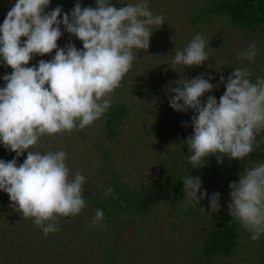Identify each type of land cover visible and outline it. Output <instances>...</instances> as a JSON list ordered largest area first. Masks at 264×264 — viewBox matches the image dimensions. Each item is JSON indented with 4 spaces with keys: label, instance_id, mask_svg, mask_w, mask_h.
<instances>
[{
    "label": "clouds",
    "instance_id": "clouds-1",
    "mask_svg": "<svg viewBox=\"0 0 264 264\" xmlns=\"http://www.w3.org/2000/svg\"><path fill=\"white\" fill-rule=\"evenodd\" d=\"M50 2L16 0L0 26V58L13 70L3 77L6 85L0 88V144L17 157L27 151L19 166L15 158L0 160V191L9 195L23 219L33 218L45 236L59 230L55 226L58 217L76 216L86 206L85 177L79 172L70 175L65 151L41 154L31 149L44 135L81 131L100 119L133 67L138 53L133 50H148L153 34L149 26L164 24L163 16H154L146 0L119 8L111 0H96L95 8L77 2L62 19L60 6L45 11ZM61 25L82 42V50L71 43L58 46ZM208 44L209 40L196 34L183 51L176 50L170 67L201 66L209 59ZM54 50L52 60L28 67L33 56ZM256 55L252 43L238 53V59L253 61ZM251 75L248 68H235L226 81L221 75L219 83L226 90L219 102L213 95L206 102L201 100L218 87L210 83L211 76L186 78L168 88L174 93L170 107L194 111L193 134L182 142L192 153L188 159L193 168L209 156H215L218 163H223L224 156L244 161L264 144V78L252 82ZM238 175V182L229 184V214L258 240L264 234V163L245 164ZM183 184V201L199 205L207 196L206 190L201 192L198 176L185 177ZM113 192L109 187L104 196ZM208 199L211 213H218L220 193ZM104 219L103 211L96 209L93 222Z\"/></svg>",
    "mask_w": 264,
    "mask_h": 264
},
{
    "label": "trees",
    "instance_id": "trees-1",
    "mask_svg": "<svg viewBox=\"0 0 264 264\" xmlns=\"http://www.w3.org/2000/svg\"><path fill=\"white\" fill-rule=\"evenodd\" d=\"M160 1L146 0L149 10L153 9L151 11L153 14L160 15L161 9H168L173 4H169L170 0ZM15 2L16 0H0V26ZM77 2L82 7L95 8L97 6L96 0H51L45 11L49 12L60 6L62 19L63 13H70ZM139 2L140 0H111L112 5L117 8ZM158 2L159 7L162 6L161 9H154ZM180 6L186 8L187 11V17H185L189 24L187 25L188 33L178 31V24L171 23L170 25L167 21H164V25H161L160 28L152 26V29L159 35L158 40L162 36L167 41L168 38L176 39V43H171L169 49L162 46L164 51L162 59L165 54H168L167 62L170 63L174 59L176 50L183 51L196 34L209 40L208 47L205 49L209 59L201 66L176 67L179 74L177 79L180 81L200 75H204L206 79L208 76L213 78L210 83L214 86L218 85V87L214 88L213 92L205 93L201 97L202 102H206L209 95L215 96L219 102V98L226 90L224 84L219 83L220 76L223 75L226 81L235 68L250 69L252 82H255L257 78H264V73L253 72L248 64H239L237 52L231 48L233 37H235L231 35L232 33L239 35V42L243 43L242 47L244 45L243 51L252 43H255L257 51L264 47V0H186ZM222 21L224 23H221ZM79 45L82 44L79 43ZM153 47L151 44L148 51L157 57L158 51ZM140 64V62L137 63V65ZM0 65L10 70L7 75L13 71L3 62L2 58H0ZM135 67L136 65L132 68V72ZM126 78H123L121 86L110 97L111 106L100 119L81 131L64 132L68 143L73 139L75 142L78 138L89 139L97 132H101L104 136H101V140L96 145L77 147H83L92 157L88 158L87 165L92 169V165L95 164V169L93 168L95 174L86 175L77 171L85 177L83 198L86 206L79 213L80 216L76 217L78 222L75 223L74 230V221L68 223L64 220L65 217H58V223L55 225L59 229L57 232L67 242L70 243L69 237H72L73 245L71 243L70 245L74 249V256L72 258L70 255L67 258L58 254L52 259V263L264 264V234H261L258 240H253L252 234L245 230L239 221L232 218L229 210L224 206L231 199L229 184L238 182V174L243 172L245 164L251 167L254 164L264 163V144L256 148L244 161L230 160L224 156L223 163H218L215 156H209L203 158L202 162L193 168L188 159L192 153L187 144L182 142L187 139L186 136L193 134L191 118L194 111L192 109H188L186 112L174 110L169 104L171 97H164L160 101L165 96L164 91L158 90L157 86L151 84L146 90L141 87L144 78L138 77L132 79V94L138 97L134 103L139 105L138 101L144 103L146 100L152 103V97L156 96L159 99L156 100L158 103H166L168 107L165 112L170 120L169 124L176 128L179 127L183 134L180 136L179 144L176 142L172 147L161 148L159 154H153V158L147 160L144 158L145 161L152 163L151 172L155 173L154 177L147 175L142 178L133 171V168L123 171L120 169L119 162L117 165L115 164L117 158L114 149L117 148L115 139L121 137L119 132L124 123L137 119L138 125H140L139 129L146 132L148 136L141 137L140 139L146 140H139V142L136 138L137 140L134 142L136 152L134 155L130 154L133 157L131 159L141 158L137 151L140 147L144 150L149 149V139L151 138L158 145L165 146L164 138L152 136V132L157 130L161 123L152 125L151 120L154 118L151 108L139 111L138 118H136L137 113H130L135 104L131 103L127 94L123 98L120 96V89L126 83ZM168 83V88L179 86L175 79ZM152 94L154 95L152 96ZM169 94L174 95V93ZM143 95H147V99ZM172 110L175 113L172 114ZM185 124L187 127L184 126ZM39 152L46 154L47 150L41 149ZM77 156L79 157L80 153ZM13 158L17 159L19 166L22 156L17 157L14 152L0 144V160L7 162ZM137 162L142 161L138 160ZM126 163L127 160L123 162V164ZM74 173L75 171H73V175ZM190 175L200 178L201 192L207 191V196L200 201L199 205L183 201V179ZM109 187L113 188L114 192L111 196L106 197L104 192ZM217 192L220 193L221 210L218 213H211L208 197ZM4 194L7 193L4 192ZM2 203L0 202V204ZM164 205L169 206L165 212L168 220L166 223H171L174 228L177 227L169 234H163L158 230V225L154 226V223L158 222L155 219L156 212ZM96 209H101L105 216V219L99 223L93 222ZM3 210L5 212L2 213ZM2 211L0 220L5 221L6 217L8 219L3 224L0 223V262L3 264L5 262L7 264H50L47 253L52 248V239H47L42 230L38 229L37 231L41 233L37 234L34 239L44 255H39L37 252L30 255L23 254L25 250H21V247L18 248V243H28L33 238L27 239L29 232L22 233L20 230L17 232L11 230V223L14 220L11 218L15 216V212L12 213L9 208H3ZM31 219L33 220V218ZM14 259L15 263L12 262Z\"/></svg>",
    "mask_w": 264,
    "mask_h": 264
},
{
    "label": "rangeland",
    "instance_id": "rangeland-1",
    "mask_svg": "<svg viewBox=\"0 0 264 264\" xmlns=\"http://www.w3.org/2000/svg\"><path fill=\"white\" fill-rule=\"evenodd\" d=\"M159 2H161L159 0ZM159 2L158 5L154 6V9H159ZM169 4H172L168 9L164 8L160 10V15L163 16L164 21H167L170 25L171 23L178 24L179 27L177 28L178 31L181 32H189L187 25V11L186 8H183L180 6V4L185 3L186 0H170ZM153 10V9H152ZM151 10V11H152ZM154 16L156 14H153ZM186 16V17H185ZM182 18V21H181ZM221 23H224L222 21ZM164 25V24H163ZM2 26V25H1ZM150 30L153 31L152 36L150 37V45L152 44L157 51V57L151 55V53L147 50L146 52L144 50H133L134 53L138 52L136 55V59L133 61V67L136 65L134 68L133 72L132 69L125 75L124 79L126 78V83L123 84V86L120 89V96L123 98L127 94L129 97V100L131 101L132 104H135V106H132L131 114L137 113L138 118V112L139 111H146L147 109L151 108V112L153 114L152 125H157L158 123H161L160 126L157 128V130H154L152 132V136H156V138L162 137L164 138V143L165 146H160L158 143L154 142V139H149L150 140V148L149 149H143L139 148L137 153L141 155V158L137 159H131L133 158L130 154L134 155L136 152V140L143 141L146 139H143L145 136H147L146 132L144 133L141 129H139L140 125L137 119H133V122L129 121L126 122L122 125L120 128L119 134L121 137L119 139H115V144H116V149H114V152H116V165L117 162H119L120 169L123 171L127 170L128 168H133V171L137 174L142 176V178H145V176L149 175L148 177H154L155 173H152L151 167H153L152 163L150 161H145L148 158H153V154H159L161 148L165 147H172L176 144H179L180 142V136L183 134V131L179 129V127H174L171 124H169L168 121H170L167 116L165 109L168 110V107L166 106V103H158L156 100H159L156 96H153L152 94V103H149L146 101L139 102V105H136L137 98L135 95L132 94V79L138 78V77H143L144 81L141 83V87H144L146 90L149 89V85H154L157 86L159 89L158 90H163L164 95L160 101H162L165 98L171 97V94L168 92V81L175 79L178 83H180V80L177 79L179 74L178 70H174L173 68L170 67V62H167V55H164V58L162 59V54H163V48L162 46H165L167 49L170 48L171 43H176V39L173 38H168L169 40L167 41L165 38L160 37L158 40V34H156V31L152 29V26H149ZM61 32L62 36L59 38L57 41L58 46L60 48H64L66 45L69 43L74 44L78 50H82L83 44L82 42L76 38L74 35L70 34L67 32V30L64 28L63 25H61ZM235 37H233V41L231 43V48L233 51L238 53L243 51L242 44H240V39H238V34L234 35L233 33L231 34ZM22 40L26 38H21ZM238 40V41H237ZM79 43L82 45L80 46ZM247 48H244V50ZM55 56V50L51 54H46L43 56L40 55H35L33 56V59L29 62L28 67L32 66H38V63L40 60L44 61H50L54 58ZM238 60V59H237ZM140 62V65H137V63ZM248 64L251 69H253V72L258 73V74H263L264 73V47L257 51V55L253 61H248V60H240L239 59V64ZM132 67V68H133ZM10 70L6 69L4 66L0 65V88H3L6 85V82L4 81L3 77L9 73ZM12 73V72H11ZM182 81V80H181ZM166 90H164V89ZM124 94V95H122ZM168 96V97H167ZM144 98L147 99V95L144 96ZM173 111V110H172ZM170 112V111H169ZM175 113V111L172 112V114ZM166 128V130H165ZM99 136H96L98 135ZM118 134V135H119ZM101 136H104L101 132H97V134H94L93 137H90L89 139H77L74 142V139L68 143L66 139V135L63 133L55 134L52 136L49 135H44L40 138L38 141L37 145L31 149L33 151H40L41 149H46L47 152L49 151H65L68 156L66 159V165L70 170V175L74 176L75 173L79 170L82 173H85L86 175H94L95 172L93 171V168L95 169V164L92 165V169L87 165L88 163V158H92L86 150H84L83 147L77 148L78 146H92L93 144H97L101 140ZM191 136L190 134L186 136L187 138ZM143 137L142 139H140ZM137 138V139H136ZM72 143V144H71ZM162 144V143H161ZM84 150V151H83ZM83 151V152H82ZM80 153V156L78 157L77 154ZM82 153V156H81ZM27 158V151L24 152L22 155V160L21 163ZM145 158V160H144ZM127 160L126 164H123ZM138 160H141L142 162H137ZM137 162V163H136ZM122 164V165H121ZM73 171H75L73 175ZM0 202H3L0 204V214L3 208L7 209L9 208L11 212H15V216L12 217L11 219L13 220L11 230L14 232L17 230H20L22 233H28V238H33L30 242L28 243H18L17 247L20 248L21 250H25L23 254H43V252L38 248V244L35 241L34 238H36V235L41 233L40 231H37L40 229L38 226H36L31 218L28 219H23L22 213L17 212L13 207H12V202L10 201V197L8 194H4V191H0ZM231 203V199L228 201L226 205H224L228 209V204ZM169 208L168 205H164L162 208H159V210L156 212L157 216L155 219H157L158 222L154 223V226H157L158 230H160L163 234H169L170 232H173L176 230L172 226L171 223H166L167 220V214L165 212ZM5 212V210L2 211V213ZM80 216V214L76 216H70L71 218L75 217L74 219H70L69 217H65L64 220H66L68 223L70 221H74V226L73 230L75 229V223L78 222V219L76 217ZM7 217L4 219L5 221H1L0 223L3 224L4 222L7 221ZM154 219V220H155ZM64 221V223H66ZM32 222V224H31ZM63 222V221H62ZM10 225V224H9ZM174 228V229H173ZM23 230H26L23 232ZM185 230V227H184ZM132 233V232H131ZM15 234V233H14ZM47 239H52V248L51 250L47 253V259L52 263V259L56 255H61L63 257H67L71 255L73 258L74 256V249L72 248L73 245V239L72 237H69L70 245L69 242H67L64 238H62V235H60L57 231L55 233H49L47 235ZM137 247L141 248L139 245ZM73 249V250H72ZM55 252V253H54ZM44 255V254H43ZM77 256V255H76ZM13 263L16 262V260H12ZM9 263V262H8ZM0 264H3L0 262ZM4 264H7L6 262ZM19 264V263H17Z\"/></svg>",
    "mask_w": 264,
    "mask_h": 264
}]
</instances>
